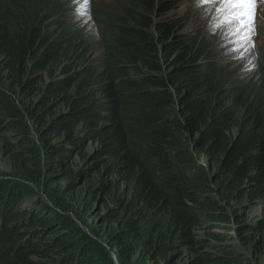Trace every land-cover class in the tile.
I'll return each instance as SVG.
<instances>
[{
	"label": "trees",
	"instance_id": "trees-1",
	"mask_svg": "<svg viewBox=\"0 0 264 264\" xmlns=\"http://www.w3.org/2000/svg\"><path fill=\"white\" fill-rule=\"evenodd\" d=\"M110 1L85 35L82 0H0V264H248L214 244L264 246V45Z\"/></svg>",
	"mask_w": 264,
	"mask_h": 264
},
{
	"label": "rangeland",
	"instance_id": "rangeland-1",
	"mask_svg": "<svg viewBox=\"0 0 264 264\" xmlns=\"http://www.w3.org/2000/svg\"><path fill=\"white\" fill-rule=\"evenodd\" d=\"M95 1V0H94ZM108 6L113 7V3L110 0H102ZM177 8L173 11V14H177L176 17H185L186 31L198 30L204 32L209 38V42H213L215 46L214 52L218 57H240L248 55L251 51H255L258 47L264 45V0H256L254 7V22L250 32L237 34L235 32V25L229 24L225 21V15L219 12L217 9L221 7L220 3L203 4L201 0H177ZM83 4L81 3L77 9H81ZM82 21H84L85 35H95L93 20L94 15L90 13V9L85 14H80ZM242 36H248V39H243ZM97 41V38H96ZM212 45V46H213ZM97 52H95L96 54ZM1 145V144H0ZM92 145L87 146V149H91ZM10 161L8 156L4 154V150L0 148V175L9 174ZM40 193V191H38ZM23 206H28L29 201H25ZM249 220H255L257 217H264V213L259 208H252L248 211ZM93 218L89 220L92 223ZM78 224L84 228V231L91 234V227L84 226L80 222ZM225 230L228 234L226 236L236 237L234 230L235 225ZM202 234V232H200ZM217 247H223L231 245L237 250L241 251L245 255V261L248 264H264V246L251 243L244 247L240 241H221L214 244ZM211 250V249H210ZM216 253L217 251L212 250ZM191 254L186 251L185 257Z\"/></svg>",
	"mask_w": 264,
	"mask_h": 264
},
{
	"label": "snow or ice",
	"instance_id": "snow-or-ice-1",
	"mask_svg": "<svg viewBox=\"0 0 264 264\" xmlns=\"http://www.w3.org/2000/svg\"><path fill=\"white\" fill-rule=\"evenodd\" d=\"M256 0H201L203 4L220 3L221 7L217 10L225 15V21L235 25V32L242 34L250 32L254 22V7ZM83 8L81 14L87 10L88 0H82ZM248 39V36H242Z\"/></svg>",
	"mask_w": 264,
	"mask_h": 264
},
{
	"label": "water",
	"instance_id": "water-1",
	"mask_svg": "<svg viewBox=\"0 0 264 264\" xmlns=\"http://www.w3.org/2000/svg\"><path fill=\"white\" fill-rule=\"evenodd\" d=\"M114 259H116V258L114 257Z\"/></svg>",
	"mask_w": 264,
	"mask_h": 264
}]
</instances>
